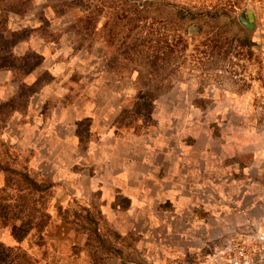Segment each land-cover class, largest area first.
Segmentation results:
<instances>
[{
  "label": "rangeland",
  "instance_id": "rangeland-1",
  "mask_svg": "<svg viewBox=\"0 0 264 264\" xmlns=\"http://www.w3.org/2000/svg\"><path fill=\"white\" fill-rule=\"evenodd\" d=\"M0 216L1 264H264V0H0Z\"/></svg>",
  "mask_w": 264,
  "mask_h": 264
},
{
  "label": "water",
  "instance_id": "water-1",
  "mask_svg": "<svg viewBox=\"0 0 264 264\" xmlns=\"http://www.w3.org/2000/svg\"><path fill=\"white\" fill-rule=\"evenodd\" d=\"M240 23L248 30L253 29L254 27V14L252 9L246 8L245 15H240L238 17Z\"/></svg>",
  "mask_w": 264,
  "mask_h": 264
},
{
  "label": "trees",
  "instance_id": "trees-1",
  "mask_svg": "<svg viewBox=\"0 0 264 264\" xmlns=\"http://www.w3.org/2000/svg\"><path fill=\"white\" fill-rule=\"evenodd\" d=\"M0 218H1V216H0ZM5 222L4 221H2V224H4ZM27 229H25V231H26ZM23 230L21 229V227L20 226H18V227H14L13 228V232H12V235H13V237H14V239H16V240H21L23 237H24V234H25V231H23V235H22V232ZM18 233H20V234H18ZM9 251H10V248H8V247H6V246H4L2 243H0V264H1V260L3 259L2 258V253H6V254H8L9 253Z\"/></svg>",
  "mask_w": 264,
  "mask_h": 264
}]
</instances>
